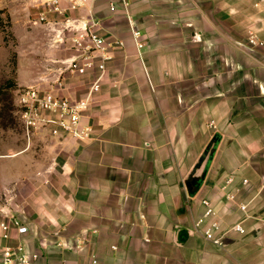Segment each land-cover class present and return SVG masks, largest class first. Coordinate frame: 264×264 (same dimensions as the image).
Instances as JSON below:
<instances>
[{"label": "crops", "instance_id": "obj_1", "mask_svg": "<svg viewBox=\"0 0 264 264\" xmlns=\"http://www.w3.org/2000/svg\"><path fill=\"white\" fill-rule=\"evenodd\" d=\"M130 2L132 21L120 0L77 9L0 0L27 26L25 86L86 95L98 69L66 66L90 17L97 34L124 43L111 49L84 113L92 136L29 143L28 175L15 176L0 203V262L7 244L23 240L40 255L34 264H264V47L248 42L251 32L264 37V2ZM203 199L222 232L242 221L245 233L207 239L208 221L197 224ZM15 218L29 230L5 238L1 222Z\"/></svg>", "mask_w": 264, "mask_h": 264}, {"label": "built area", "instance_id": "obj_2", "mask_svg": "<svg viewBox=\"0 0 264 264\" xmlns=\"http://www.w3.org/2000/svg\"><path fill=\"white\" fill-rule=\"evenodd\" d=\"M58 4L59 0H53ZM70 7L77 9L86 4V0H69ZM130 21V0H120ZM264 0H258L262 3ZM115 3L113 2L112 5ZM41 20L44 17L40 18ZM97 24L95 18L90 17L83 27L76 28L71 38L73 48L76 53L67 62L66 69L73 74H85L93 67L98 69V73L92 82L87 93L83 97H74L62 94L56 86L49 88L39 85H27L19 89L17 105L20 113L21 124L25 137L30 143L35 135L44 134L48 136H69L78 140L89 139L92 136V128L83 122V116L88 109L93 95L100 90L107 62L112 58L110 52L115 46H122L121 40H108L100 36L94 30ZM132 32L136 44L142 48L140 41L141 32L132 26ZM248 42L252 46L264 47V37H259L251 32L248 36ZM232 178L228 179V183ZM244 183L248 179H243ZM230 199L235 195L230 194ZM205 211L197 220L198 226L208 223L203 228L204 236L215 242L221 243L223 236L230 231L245 233L246 228L242 221L236 222L222 232V227L217 213L208 199H203ZM243 211L247 210V204H239ZM15 228L21 236L28 232L29 227L18 218L11 222L2 221L1 228L5 238L11 237V228ZM39 253L29 251L23 242L19 240L16 244H7L1 253L0 264H34Z\"/></svg>", "mask_w": 264, "mask_h": 264}, {"label": "rangeland", "instance_id": "obj_3", "mask_svg": "<svg viewBox=\"0 0 264 264\" xmlns=\"http://www.w3.org/2000/svg\"><path fill=\"white\" fill-rule=\"evenodd\" d=\"M19 14L12 17L8 11L0 13V203L13 194V188H7L13 178L28 175L25 151L29 142L17 105L19 89L28 79V60L24 58L27 52H22L27 49L28 37L24 33L27 26L14 22Z\"/></svg>", "mask_w": 264, "mask_h": 264}, {"label": "water", "instance_id": "obj_4", "mask_svg": "<svg viewBox=\"0 0 264 264\" xmlns=\"http://www.w3.org/2000/svg\"><path fill=\"white\" fill-rule=\"evenodd\" d=\"M195 183H196V182H195ZM200 184H201L200 182L197 183V189L200 187Z\"/></svg>", "mask_w": 264, "mask_h": 264}, {"label": "trees", "instance_id": "obj_5", "mask_svg": "<svg viewBox=\"0 0 264 264\" xmlns=\"http://www.w3.org/2000/svg\"><path fill=\"white\" fill-rule=\"evenodd\" d=\"M3 12V10H0V13Z\"/></svg>", "mask_w": 264, "mask_h": 264}]
</instances>
